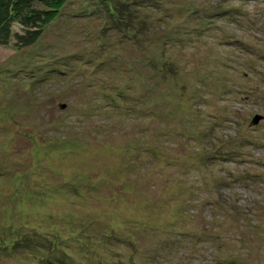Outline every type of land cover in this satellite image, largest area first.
<instances>
[{
  "label": "rangeland",
  "instance_id": "obj_1",
  "mask_svg": "<svg viewBox=\"0 0 264 264\" xmlns=\"http://www.w3.org/2000/svg\"><path fill=\"white\" fill-rule=\"evenodd\" d=\"M69 1L41 42L69 57L62 78L0 46V174L19 177L0 175V229L21 212L28 228L0 264H38L34 228L71 213L31 203L58 193L138 243L64 241L80 264H264V0H125L145 26L129 42L105 2Z\"/></svg>",
  "mask_w": 264,
  "mask_h": 264
},
{
  "label": "trees",
  "instance_id": "obj_2",
  "mask_svg": "<svg viewBox=\"0 0 264 264\" xmlns=\"http://www.w3.org/2000/svg\"><path fill=\"white\" fill-rule=\"evenodd\" d=\"M105 2V7L103 8V12L106 14V16H110L113 18V21L111 24L107 27V29L115 30L124 33V37L122 42H129L134 41L136 39H133V35L140 34L145 28L143 23H141V19L139 18V14L135 12L134 10L130 9L127 5V2L125 0H102ZM135 1V0H134ZM138 1V0H137ZM69 0H0V46L2 47H9L11 46L16 51L23 52L25 50H31L30 53L31 58H36L40 60L39 68H41L42 71L45 72L47 75L45 78L41 80H55L62 78L63 71L66 70L68 62L70 63L69 57L61 59H54V55L51 52L53 49V45L49 44H42L41 42L44 41L43 39H48L54 31H51L49 29V26H51L53 23L58 21L63 16V11L67 7V4H69ZM74 2V0H73ZM102 3V2H101ZM100 3V4H101ZM133 4V3H132ZM74 9V8H73ZM72 16L74 15L73 12H71ZM89 12L85 14L87 16L86 18H91L94 15H88ZM82 14H79L77 18L81 16ZM91 16V17H90ZM125 29L127 31H125ZM39 45H42V47L38 48L40 50H37L36 48L39 47ZM43 50V54L40 52ZM41 54V55H40ZM25 56V55H24ZM100 58H103L100 56ZM96 60V59H95ZM103 61L99 63L96 67L100 66L101 64H110L109 61H105V59H102ZM57 61V63L55 62ZM106 71V70H105ZM10 73V72H9ZM27 77V76H26ZM35 82V79L32 76L28 75V78ZM38 82H35V84H38ZM130 109V108H129ZM138 111H142L140 109H137ZM144 112V111H143ZM152 112V111H151ZM4 113L5 110H4ZM148 113V112H147ZM9 117H12L14 114H7ZM1 119V118H0ZM6 181L8 179L12 183L19 178L16 176V174L13 172V174H0ZM12 178V179H11ZM71 179L68 181V183H71ZM20 183H23V181L18 182L17 188H20ZM14 184V183H13ZM23 186H25L23 184ZM11 188V187H10ZM23 188V187H22ZM13 189V188H12ZM13 192V191H12ZM17 194V193H16ZM12 195V193H11ZM79 195H82L79 193ZM16 196V195H15ZM6 197L8 195L6 194ZM66 199V207L67 211L71 213L67 217L62 216V214L57 213L50 216V224L48 227H45L42 225L43 220L49 217H45L43 215V218L41 219V224L37 225L34 229L38 230L37 234L32 237V240L34 243H36V246L32 251L29 252V248L26 249L29 252V254H33L35 257L38 258V264L39 261L44 264H80L75 261L74 255L70 254L66 249L69 247V245H65L64 241H73L78 242L80 244H84L86 241V237L89 236L94 241L99 242L98 244V252L99 254L108 252L111 248H117V249H123L131 246L132 249H136L137 247V241L134 240L131 242L130 238L127 237V243H125L122 238H120L119 233H122L125 231L126 226L124 223L120 224H109V227L107 225H99L97 222L96 216L88 211H79L78 207L75 205V202L77 201L74 197H68L63 195L62 193L54 194L49 199L45 198L44 196L40 199L41 205L38 207V204L34 201L31 203L33 209L42 208V206L46 205L47 203L55 202L58 198ZM81 197V196H80ZM52 200V201H51ZM22 203H17V205H21ZM25 204H22L21 208H24L22 210H25ZM36 206V207H33ZM57 212H62L60 208H55ZM75 211V212H74ZM31 214V213H30ZM30 214L27 216L29 217ZM17 215H22L23 219H25L26 215H24V212L21 213H15L12 216L8 217L7 223L4 222L5 225H3V228L0 229V237L7 236V240H9V243L6 239L1 240L4 242L5 246H8L10 248L14 247L17 241H22V243L26 242V238L24 237V232H21L20 234H16L19 230H27L28 228L23 227V222L20 223L18 221L17 223H14L13 220ZM85 219H87L85 221ZM15 220V219H14ZM48 220V221H49ZM107 222V221H106ZM108 223V222H107ZM30 223H27V226ZM105 226L104 228H102ZM18 229V230H15ZM8 231L9 234L8 235ZM100 231V233H103L104 238H97L95 236L96 232ZM81 233L84 235L81 236ZM118 233V236H115L114 234ZM110 234V235H109ZM67 235L69 238L67 239ZM15 237V238H14ZM94 237V238H93ZM65 239V240H64ZM11 240V241H10ZM42 241L45 242L42 243ZM49 241V244H46V242ZM63 242V243H62ZM63 244V245H62ZM52 245V246H51ZM64 247V248H63ZM28 255H25L24 257L28 258ZM121 253L117 254V257L120 258V260L117 259V261L109 262V255L106 254L105 256H99L97 261H92L93 264H123L124 259H121ZM86 258H88L86 256ZM69 259H73L75 261L72 262ZM69 260V263H68ZM120 263H119V262Z\"/></svg>",
  "mask_w": 264,
  "mask_h": 264
},
{
  "label": "water",
  "instance_id": "obj_3",
  "mask_svg": "<svg viewBox=\"0 0 264 264\" xmlns=\"http://www.w3.org/2000/svg\"><path fill=\"white\" fill-rule=\"evenodd\" d=\"M257 119L255 120L256 122H258V119L260 118V117H256Z\"/></svg>",
  "mask_w": 264,
  "mask_h": 264
},
{
  "label": "bare ground",
  "instance_id": "obj_4",
  "mask_svg": "<svg viewBox=\"0 0 264 264\" xmlns=\"http://www.w3.org/2000/svg\"><path fill=\"white\" fill-rule=\"evenodd\" d=\"M177 253V252H176Z\"/></svg>",
  "mask_w": 264,
  "mask_h": 264
}]
</instances>
